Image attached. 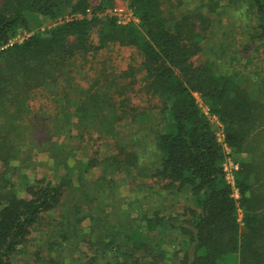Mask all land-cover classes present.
Returning <instances> with one entry per match:
<instances>
[{"label": "trees", "instance_id": "obj_1", "mask_svg": "<svg viewBox=\"0 0 264 264\" xmlns=\"http://www.w3.org/2000/svg\"><path fill=\"white\" fill-rule=\"evenodd\" d=\"M253 55L264 0H0V264H264Z\"/></svg>", "mask_w": 264, "mask_h": 264}, {"label": "rangeland", "instance_id": "obj_2", "mask_svg": "<svg viewBox=\"0 0 264 264\" xmlns=\"http://www.w3.org/2000/svg\"><path fill=\"white\" fill-rule=\"evenodd\" d=\"M114 9L115 10H119L121 11L120 14H121V19L126 21L127 19H129V17H131L132 19H136L132 12L129 10L128 8V4L126 2H123V1H116L114 3V6L112 8H110L109 10H107L104 15L106 16H110V17H115L117 22L119 21L118 19V16L116 17L115 14H114ZM61 19H64V20H69L70 17L67 16V15H64L63 17H61L59 19V21ZM137 20V19H136ZM138 22V20H137ZM135 22V23H137ZM130 23H133V22H130ZM128 24V23H127ZM31 26H33L31 28V31L30 32H25V31H20L12 40H11V43H21L24 39H26L27 37L35 34L38 30H41V31H44L45 29L49 28V27H52L53 26V23L51 21H49L48 19L44 18V17H38V22L36 23L35 21L32 22ZM37 26V28H36ZM254 59H257L254 61L253 63V66H250L248 68V70H252V68H255L257 66H259V68L261 67V65H263L264 67V63H261V64H258L257 61H258V56L257 55H253ZM257 63V64H256ZM194 97H195V100L197 102V104L202 108V111L207 115V108L204 106L203 102L201 101V98L199 95L197 94H194ZM209 120H210V124H211V127L212 129L215 131L216 133V136H217V139H218V142L223 146L224 148V151L226 153H228V150L227 148L224 146L223 144V132H222V126L218 123V121L216 120V118L214 117H209ZM225 162L223 164V169H224V172H225V175H226V179H227V182L232 186L233 188V196L235 199L238 198V193H237V190L234 188V172L237 171L238 167L237 165L234 163L233 160L229 159V158H225L224 159ZM97 173L95 172L94 175H96ZM121 195L122 196H125V197H129L131 196V192L130 190H128L127 188H122L121 189ZM239 214V222L241 220V216H240V212L238 213ZM37 232H33V234L35 235Z\"/></svg>", "mask_w": 264, "mask_h": 264}, {"label": "built area", "instance_id": "obj_3", "mask_svg": "<svg viewBox=\"0 0 264 264\" xmlns=\"http://www.w3.org/2000/svg\"><path fill=\"white\" fill-rule=\"evenodd\" d=\"M120 12H121V11H119V10H115V9H114V14H115V16H116V17L118 16V18H119V19H118L119 21L117 22L118 24H120V25H125V24L130 23V22H133V23L137 22L136 19H132L131 17H129V19H127L126 21L122 20V19H121L122 16H121Z\"/></svg>", "mask_w": 264, "mask_h": 264}]
</instances>
